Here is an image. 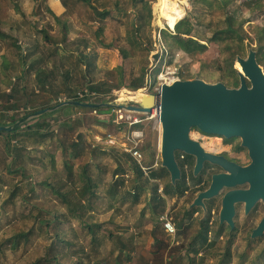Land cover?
<instances>
[{
  "label": "rangeland",
  "instance_id": "1",
  "mask_svg": "<svg viewBox=\"0 0 264 264\" xmlns=\"http://www.w3.org/2000/svg\"><path fill=\"white\" fill-rule=\"evenodd\" d=\"M47 1L51 2V0H0L1 29L16 38L19 46L26 52L37 53L42 59L40 61L42 66H46L49 61L50 64L59 66L61 70L58 82L56 80L47 92L38 86H36L38 91H35L29 78L26 79V89L22 93H15L12 100L6 97L5 88L0 87V115L12 118L22 116L27 110L45 103L57 104L70 95L86 90L89 81L92 80L106 82L112 87L109 93L94 96L86 101L94 104L128 103L123 96L141 91L148 76L151 77L152 83L156 84L155 76H159L160 73L169 78L199 77L210 83L223 82L222 77L225 80L230 79L231 71L226 58L233 48L229 50L225 48V42L220 44L208 39L212 38L215 31L225 27L226 14L235 12L237 18L243 21L244 50L241 57H246L249 49L256 46L259 30H264V0H230L225 7L223 0H183L184 3L180 4L184 10L182 18L189 16L192 19L193 35L203 39L201 41L207 44L206 50L195 55L175 51L171 63L163 60L160 65L159 58L155 57L157 52L163 50L159 30L168 27L158 13L160 0H147L151 6L150 23L142 24L137 19L135 14L137 7H134L132 0H90L89 4L79 0H59L63 5V10L59 13L60 22L49 15L45 8ZM14 6H19L23 16L19 15ZM95 9L98 11L104 9L111 13L99 20ZM41 28L60 43V56L51 51L52 46L56 45L42 44V36L37 32ZM98 29L99 38L95 34ZM99 40L107 44V47H101ZM9 42V39L0 40V72H4L3 65H7L8 70H5V73L10 78H15L13 82H17L16 77L22 72L21 51ZM230 43L233 47L237 45L236 41ZM28 48L30 50H27ZM88 55L90 59L84 60ZM118 55L123 60L121 84L115 71ZM169 57L168 55L166 59ZM235 57L232 68L238 71L240 67L238 65L239 69L236 67ZM44 58L48 60L45 62ZM261 58L263 62L259 64L264 70V55ZM133 80L137 82L143 80V86L137 90L128 88L127 85ZM150 89H147V93H152ZM9 105L12 108L8 111L2 109V106ZM116 113L115 108L106 105L98 111L91 108L65 107L55 112L44 121V129H49L52 134L42 145L34 138H19L21 158L15 164H11L13 159L7 156L3 146L4 139L0 137V264H28L44 255L46 249L53 244L57 245L56 250L59 251L58 258L61 264H71L76 260L85 264H89L90 260L91 264H149L147 262L151 259H154L152 264L157 263L154 245L150 247L153 251L152 256L144 248L148 236L151 235V228L156 225L149 213L147 188L141 192L139 204L133 207L129 205V199L123 202L118 199L112 203L107 195V186L115 178L114 170L118 165L128 168L127 156L118 150L116 152V149L108 148L105 153L96 151L92 158L87 151L77 159H66L73 166L75 174L73 180L68 178L64 166L66 157L62 150L64 145L78 138V134H82L91 144H95L93 138L95 133L103 135L105 132H117L116 124L113 122L117 117ZM151 114L140 117L139 126L144 136L138 147L143 154L144 167L151 166L152 169L158 170L161 166L160 124L157 115ZM98 119L105 122H99ZM121 127V131L129 129L126 123L121 124ZM191 135H196L194 129L191 130ZM215 137H205L202 142H218L219 138ZM238 140V137L234 139ZM51 156L53 161L50 159ZM86 163L89 164L92 176L99 168H104L105 172L102 177L103 183L97 190L98 198L93 201L92 211L86 209L82 217L85 222L102 223V228L111 230L115 236L106 239L100 235V242L96 248L90 244L89 235L81 222L67 211L61 202V196L45 185V182L51 183L61 192L72 191L70 199L76 202L77 198L73 191L75 192L80 183L76 172H79ZM10 169L17 171L10 172ZM132 176L124 182L120 193L131 189ZM168 181L169 176H164L158 180V184L164 187ZM161 194L164 195V192ZM194 195V192L189 190L181 197L162 196L165 204L161 216L167 213L177 228L174 239L164 236L162 221L157 219L159 224L155 227L156 234L158 231L160 238L166 240L158 245L165 252L158 253V259L164 255L165 264H218L222 258L225 236L209 248L199 247L198 253L188 252L189 242L198 230L202 218L199 207H193L198 210L197 212L185 215ZM215 208L213 217L216 220L217 207ZM213 226L215 227L214 223ZM21 232L27 236L20 239L16 248L10 247L7 238ZM55 232L70 245L57 243V238H53ZM123 242L126 249L122 246ZM241 245L243 243L237 239L233 245L232 258L227 264H264V253L243 252ZM122 247L128 252H122Z\"/></svg>",
  "mask_w": 264,
  "mask_h": 264
},
{
  "label": "trees",
  "instance_id": "2",
  "mask_svg": "<svg viewBox=\"0 0 264 264\" xmlns=\"http://www.w3.org/2000/svg\"><path fill=\"white\" fill-rule=\"evenodd\" d=\"M81 1V0H79ZM85 3H90V0H83ZM134 7H137V11L135 12L137 19L139 20V23H150L151 18V6L147 0H132ZM230 0H223L224 7L226 6V3ZM46 7V5H45ZM49 14L54 17V19L57 22H60L59 17L55 16L53 12L46 7ZM95 14H97L98 19L101 20L107 15H109L108 10H101L98 11L95 9ZM2 21L0 19V25ZM243 21H240L235 12L233 13H227L225 17V27L222 29H219L214 32L212 38L208 39V41H216L220 44L226 43L225 48L231 49V53L227 55L226 62L229 64L231 75L229 76L230 79L225 80L224 77H222V81L225 82L226 86H232L236 87L239 85V77L237 70L232 68L233 60L236 55H243L244 50V32H243ZM63 26H65L63 24ZM138 29V26L137 28ZM194 31V23L192 19L189 16H185L178 20L173 29H170L168 27L161 28L159 30L160 34V41L163 45V50L160 53H156L155 57L159 58L160 65L163 63V60L168 61L169 63L172 62V58L174 57L175 51H182L188 55H195L197 53H202L206 50L207 44L202 42L200 38H197V36L193 35ZM260 35L257 40L256 46H254L253 50L256 52L257 62L261 64L263 62V58H261L264 55V30L260 29ZM39 34H41L42 39L45 42H48L49 44H56L57 40H54L53 37H51L48 32L41 28L37 30ZM99 29L95 32L96 36L99 38ZM1 39H9V43L21 51L20 58H21V64L22 67H25L24 71H34L35 77L37 83L42 82L43 78L48 76L47 71L42 68L40 65L41 58L32 59L27 64L26 60L29 59V53H23L22 49L20 48L19 44L17 43V39L12 37L9 33L5 32L0 27V40ZM230 40V41H229ZM237 42V45L233 47L230 42ZM101 47H107V44H104L101 40H99ZM170 56L168 60L166 59L167 56ZM90 59V55L86 56L84 60ZM86 63V61H85ZM27 65V66H26ZM6 70H8L7 65H3ZM236 67L238 68L237 64ZM115 71L117 72V76L119 77V83H122L123 78V60L121 59L120 64H118L115 67ZM184 79V78H182ZM106 82H95V81H89V84L87 85V91L88 94L94 93V95H85L83 97H78L77 94L70 95L67 97V99H74V100H80V101H88V99L93 98L94 96L97 97L99 95L107 94L111 91L112 87L107 86ZM143 86V80L142 81H131L127 87L132 90H137L138 88ZM43 87V86H42ZM23 88V87H22ZM150 92L154 93L153 88L150 89ZM6 97L10 100L9 94H6ZM108 101V100H105ZM55 104H43L38 107H33L30 110H27L23 117L26 115L32 114L33 112L40 110L42 108H51ZM3 110L8 111L9 108H12L11 105L8 107L2 106ZM65 107L69 108H87V107H80L76 105H64L61 107H57L54 110L47 111L37 117H35L32 120H28L26 122H22L20 126H18L16 129L9 131V132H0V137L4 139V150L7 152V156H10L12 160L11 164H15L18 162V160L21 158V146L19 142L20 137H24L25 139L28 138H34L37 143L42 145L44 143V140L52 134V132L49 129H44V121L47 117L54 114L55 112L63 110ZM103 106H97L96 108H91V110H101ZM22 116L17 117H8L3 114L0 115V124H12L16 122L17 120L21 119ZM100 122L101 120L98 119ZM104 122V121H102ZM139 126V125H137ZM44 129V130H43ZM86 140L82 134H78V138H75L70 142L68 145H64L63 152L64 155H66L64 159V166L67 172V176L70 180H73V166L70 162H67L68 160H74L82 156V154L87 153L89 151L90 158H92V154L96 151H100L101 153H105V151H108L106 149H103L100 146H92L90 141ZM115 149V148H111ZM118 150V149H117ZM116 150V152H117ZM120 151V150H118ZM121 154L127 156L129 163L127 165L128 168L121 167V165H118V168L114 170L113 174L116 175V178L109 184L107 187V195L110 197V199L113 201L112 203L118 201H124L128 200L130 201V206L133 207L137 204H139L140 195L141 192H144L147 188L148 190V201L150 202L149 206V213L152 215V221H157V219L161 216L163 213L164 204L165 201L164 198L158 193L157 191V183L152 184L151 179H161L164 176H169L168 171L163 168L159 167L158 170L152 169L151 166L146 167V173L144 170L136 163V161L130 156V154H127L124 151H120ZM176 153V159L178 161V165L180 167L181 171V178L175 182V184H172L170 181L163 187L164 195L166 196H176L181 197L185 194L186 191L191 190L192 192H196L200 189L204 188V178L202 177L201 173L197 176L193 175L192 170H189L187 173L184 169V163H188L187 159L180 161L178 159V153ZM49 156V155H48ZM50 159L53 161V157L51 156ZM91 160V159H90ZM20 165V164H19ZM10 172H16V169H10ZM126 171H129L132 176V185L131 189L127 190L125 193H120V189L122 185H124V178L121 174L125 173ZM105 172V169H97V173L92 176L89 172V164H85L82 166L81 170L79 172H76L77 180L80 182L78 188L73 191V195L77 198L76 202L70 197L72 196V191L67 192H61L59 189H56L51 183H46L45 185L50 187L53 192H55L57 195H60L61 202L65 205L67 211L70 213V215L73 218L78 219L81 222V225L84 229H86V232L89 235L90 244H93L92 246H97L100 242V235L102 237H106V239H112L114 238V234L111 230H104L102 228V223L97 222H85L83 219V215L87 211H92L94 204V200L98 198L97 190L98 187L103 183L102 177ZM187 179L189 180V184H187ZM81 180V181H80ZM78 184V183H77ZM152 184V186H150ZM196 208H190L185 211V215L189 216L192 212H197ZM208 219L209 216L205 215L202 216L199 224V228L196 231V233L193 235L189 242V248L188 252H194L198 253L199 247H205L209 248L212 245H214L219 235L221 234V228L217 230L214 233V237L212 238L211 242H208ZM156 223V222H155ZM157 225V224H156ZM156 225L152 228L151 233L154 234L156 231ZM27 236V234L21 232L17 233L15 235H12L11 237L7 238V243L10 245V247L16 248L18 244L20 243V239ZM57 238V243H64L69 244L68 241H66L64 238L59 237L58 232H55L53 235V238ZM163 243V242H162ZM161 243V244H162ZM225 245V250L223 251L222 258L220 259L218 264H227L230 262L232 258V251L230 250V244ZM53 246V247H52ZM122 246L125 248L124 242L122 243ZM57 245H51L49 248L46 249V252L41 257H38L34 261L28 263V264H61L58 258L59 251L56 250ZM122 247V248H123ZM96 248V247H95ZM122 250V252H126V248ZM121 251V249H120ZM92 261H89V264H91ZM71 264H85L83 261H73Z\"/></svg>",
  "mask_w": 264,
  "mask_h": 264
},
{
  "label": "water",
  "instance_id": "3",
  "mask_svg": "<svg viewBox=\"0 0 264 264\" xmlns=\"http://www.w3.org/2000/svg\"><path fill=\"white\" fill-rule=\"evenodd\" d=\"M176 23V22H175ZM168 26L170 29L174 28ZM256 52L249 49L246 57L236 56L235 63L239 85L228 87L223 82H207L199 77L174 79L160 85L158 91L145 93L137 100L128 103L94 104L80 100L66 99L51 108H42L32 114L22 116L12 124H0V132L16 129L28 120L61 107L76 105L96 108L109 106L125 108L138 113L150 114L155 109L160 124L159 154L160 163L169 173L170 182L175 184L181 178L176 151L193 155L196 176L205 161L221 166L225 172L213 174L209 187L197 193L190 207L204 206L203 199L212 198L223 187L232 188L237 183L249 182L247 190H228L222 199L220 221L233 226L234 203L244 200L246 209L257 200L264 201V70L257 62ZM133 102V103H130ZM220 135L224 138L238 137L248 151L251 162L241 167L222 156L206 151L200 142L191 137V129ZM264 226V218L254 234Z\"/></svg>",
  "mask_w": 264,
  "mask_h": 264
},
{
  "label": "flooded vegetation",
  "instance_id": "4",
  "mask_svg": "<svg viewBox=\"0 0 264 264\" xmlns=\"http://www.w3.org/2000/svg\"><path fill=\"white\" fill-rule=\"evenodd\" d=\"M195 130V136H192V138L198 140L203 147L202 140L207 137L211 138V136H216L215 138H219V141L216 142V145L214 146L215 149H206L209 153H213L218 156L224 157L226 160L233 162L241 167L247 166L251 159L248 154V150L241 145V140L239 138L238 141H234L236 137L232 138H224L220 135H210L203 133L199 131L196 128H192ZM191 129V130H192ZM178 154V159L180 161L187 159L188 163H184V169L192 170L195 164V157L193 155H189L186 153H183L181 151H176ZM175 153V152H174ZM176 156V153H175ZM178 163V161H177ZM225 172V170L219 166L218 164L211 163L209 161H205L203 163V166L198 174L201 173L202 177L204 178V188L196 191L194 194L193 199L202 190H205L209 187V184L211 182V177L213 174L216 173H222ZM197 174V175H198ZM194 175V174H193ZM196 175V176H197ZM189 180L187 179V184ZM250 188V183L240 182L237 183L232 188L223 187L218 194L214 195L212 198L203 199L204 206H193V207H199L202 211V216L208 215V242L212 241V238L214 237V233L221 228V234L218 237L217 242L220 239L224 240V248L222 251L225 250V245H230V250L233 251V245L236 243L237 239H240V241L243 243L241 245L243 247V252H255L259 251V253H264V226L260 228V232L254 234V231L258 229L259 225L261 224L263 218H264V201L262 199H257L250 208L246 209V203L244 200H238L234 203V213L232 216L233 226H231L226 221L221 222L219 218V213L222 205V199L224 194L230 190V189H236V190H247ZM163 190V189H162ZM186 191L185 193H187ZM193 199H191L193 201ZM191 201V203H192ZM190 203V204H191ZM190 204L188 206V209L193 208L190 207ZM217 207V218L214 219L213 215L215 213V210ZM215 221V222H214ZM213 223L215 227L213 226ZM216 242V243H217ZM215 243V244H216ZM214 244V245H215ZM213 246V245H212Z\"/></svg>",
  "mask_w": 264,
  "mask_h": 264
},
{
  "label": "crops",
  "instance_id": "5",
  "mask_svg": "<svg viewBox=\"0 0 264 264\" xmlns=\"http://www.w3.org/2000/svg\"><path fill=\"white\" fill-rule=\"evenodd\" d=\"M81 1H83V0H81ZM84 2V1H83ZM47 5H46V7L47 8H49L52 12H53V14L55 15V16H58L59 17V13H61L62 12V10H63V5L61 4V2L59 1V0H51V2L50 1H47ZM15 7V10L19 13V15H21V16H23L22 15V11H20V8H19V6H14ZM45 7V8H46ZM104 10V9H103ZM47 11H48V9H47ZM49 12V11H48ZM50 13V12H49ZM111 13V11H109V14ZM50 15V14H49ZM52 16V15H51ZM53 17V16H52ZM54 18V17H53ZM105 18V17H104ZM103 18V19H104ZM42 44L43 45H46V46H52V45H56V46H52V49H51V51L56 55V56H60L61 54H60V49H59V46H60V43L59 42H57L56 44H49L48 42H45L43 39H42ZM20 48L22 49V52L23 53H26V50H24V48L23 47H21L20 46ZM27 50H30V48H28ZM121 52V51H120ZM27 53H29V59L28 60H26V62L27 61H30V60H32V59H36V58H40L39 56H37V53L36 54H32L30 51H28ZM120 55H118V59H116L117 61H116V64H115V67L118 65V64H120V62H121V57H119ZM45 59V58H44ZM48 59H45V62L47 61ZM27 63H29V62H27ZM27 66V65H26ZM42 68H44L46 71H47V73H48V76H46V77H44L43 78V80H42V82H40V83H37V81H36V77H35V72L34 71H24L23 69L25 68V67H22L21 68V70H22V72H20V74L16 77L17 78V82L15 81V82H13L12 80H15V78L14 77H11L10 78V76L8 75V74H6L5 72V67H3V69H4V72H0L1 74H0V87H4L5 89V93L6 94H9V96H10V99L12 100V98L14 97V94L15 93H22L25 89H26V79H28L29 78V80L31 81V86H33L34 88V90L35 91H38L37 90V88H36V86H38V88H40V89H42L44 92H47L50 88H52L53 87V85H54V83L56 82V80H57V82H58V80H59V78H60V73H61V70L59 69V66H56L55 64H50L49 63V61H48V64L46 65V66H42V65H40ZM58 69L60 70V72L58 71ZM3 83H4V85H3ZM43 86V87H42ZM23 87V88H22ZM3 89V88H2ZM64 100H66V98H64ZM45 104H47V103H45ZM101 121H104V120H101ZM105 122V121H104ZM117 128V127H116ZM119 129H117V131H118ZM115 133V132H114ZM96 136H101V135H99L98 133H95L94 135H93V138H95ZM162 167V166H161ZM146 168V167H145ZM145 172V174H147L146 173V170L144 171ZM122 176H123V178H124V182H127V180H128V178L132 175L129 171H126L125 173H123V174H121ZM125 175H127V176H125ZM115 178H116V175L114 176ZM158 178L157 179H151V181L152 182H154V183H157V191H158V193L161 195V196H164V195H162L161 193H162V189H163V187L161 186V185H159L158 184ZM168 215V214H167ZM161 217V216H160ZM160 217H159V219L158 220H160ZM158 220L157 221H155L156 223L155 224H159V222H158ZM161 221V220H160ZM154 223V222H153ZM174 223V222H173ZM154 224V225H155ZM174 225H175V223H174ZM162 228H163V224H162ZM175 228H176V226H175ZM157 229H158V227H157ZM151 230H152V228H151ZM163 230H164V228H163ZM164 232H165V234H164V236H170L171 238H175V236H176V234H177V228H176V232H175V234L174 235H169L165 230H164ZM151 233V232H150ZM160 234H158V231H157V234H156V231H155V233L154 234H152L151 233V235H149L148 236V240H147V242H146V244H145V247L144 248H146V250L148 251V253L149 254H151V256H152V252L153 251H151L150 250V247H152L153 245H154V247L153 248H155L154 250H156L157 252H155L154 254V256L155 257H157V260H156V264H165L164 263V261H166V258L164 257V255H163V258H161V257H159V258H161V259H158V253H165V252H163V250L160 248V246L158 247V245H160L163 241H166V240H162V238H160ZM132 237V235H130V238ZM159 251V252H158ZM126 252H128V251H126ZM170 260V259H169ZM152 261H154V259H151V260H149L147 263H149V264H152Z\"/></svg>",
  "mask_w": 264,
  "mask_h": 264
},
{
  "label": "built area",
  "instance_id": "6",
  "mask_svg": "<svg viewBox=\"0 0 264 264\" xmlns=\"http://www.w3.org/2000/svg\"><path fill=\"white\" fill-rule=\"evenodd\" d=\"M176 78H169L162 75V73L159 74V76H155L154 81L156 84L152 83V79L150 76H148L144 87H142L140 90L147 93V89L153 88L154 92L158 91L160 88V85L163 82L169 83L173 81ZM85 95H94V93L88 94L87 90H84L83 92H77L78 97H83ZM116 118L113 119V122L116 124L117 129H119L117 132H105L101 136H96L94 138L95 144H92V146H100L103 149H111L115 148L116 150L124 151L127 154H130V156L136 161V163L145 171L146 168L143 165V154H141V150L138 147V144L142 141L144 132L140 128V126H137L141 122V115H144L146 113H138L134 112L132 110H127L125 108H115ZM151 114V113H150ZM157 111L154 109L152 111L151 115H156ZM126 123L129 127L128 130H120L121 124ZM127 176V175H125ZM160 220L162 221L164 230L169 235H174L176 232V228L174 223L172 222V219L168 217L167 213L162 215L160 217Z\"/></svg>",
  "mask_w": 264,
  "mask_h": 264
},
{
  "label": "bare ground",
  "instance_id": "7",
  "mask_svg": "<svg viewBox=\"0 0 264 264\" xmlns=\"http://www.w3.org/2000/svg\"><path fill=\"white\" fill-rule=\"evenodd\" d=\"M184 3L183 0H160L158 5V13L164 18V22L168 26H172L184 15V10L180 4ZM238 65V64H237ZM239 66V65H238ZM142 96V91H136L134 93H128L123 96V99L127 100H137ZM157 115V114H156ZM160 127V126H159ZM161 128V127H160ZM216 141H209L208 143L203 144V147L206 149H215Z\"/></svg>",
  "mask_w": 264,
  "mask_h": 264
}]
</instances>
